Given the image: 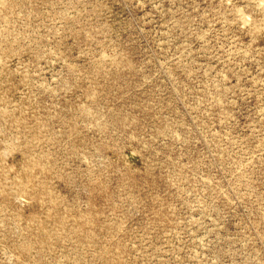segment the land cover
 Returning a JSON list of instances; mask_svg holds the SVG:
<instances>
[{
	"label": "rangeland",
	"instance_id": "1",
	"mask_svg": "<svg viewBox=\"0 0 264 264\" xmlns=\"http://www.w3.org/2000/svg\"><path fill=\"white\" fill-rule=\"evenodd\" d=\"M0 264H264V0H0Z\"/></svg>",
	"mask_w": 264,
	"mask_h": 264
}]
</instances>
